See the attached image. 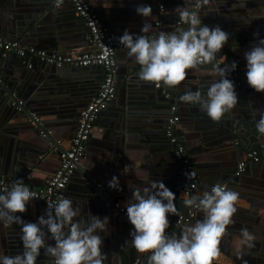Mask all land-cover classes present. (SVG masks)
<instances>
[{
  "label": "crops",
  "instance_id": "1",
  "mask_svg": "<svg viewBox=\"0 0 264 264\" xmlns=\"http://www.w3.org/2000/svg\"><path fill=\"white\" fill-rule=\"evenodd\" d=\"M193 1L90 0L89 2L96 9H101V11H96L100 14L102 21L112 30L123 34L127 29L133 35L141 34L140 29L144 22V18L136 13V7L139 4L150 5L152 15L146 19L152 25L147 35L152 37L153 35H158L161 31L168 33L175 31L178 27H187L186 25H175L178 15L174 9L177 6L192 8ZM55 2L56 0H0V38L4 36L1 39L15 40L8 39L13 37L8 34V31L14 27H22L26 31L36 30V33L39 34V43H30L31 39L17 38L16 40H20L23 45L38 46V48L56 52L52 48L57 44V52L64 54H76L94 50V44L90 43L88 39V31H85L86 28L82 24L83 22L79 21L72 4L64 2L58 8ZM160 4L165 5V10H160ZM200 16L203 24L209 27L219 25L223 30L230 33L228 46L225 44L223 47V52H226L223 53V56H226V60L225 62L221 61L220 66L223 67L224 63L227 62L231 64L236 57L241 58L239 75L242 84L241 81L238 82L241 84L240 90L237 87L236 79L234 80L231 74L228 76V79L234 83L239 102L234 109L225 113V116L219 121H213L206 112L201 110L199 105L185 103L179 99L188 90L196 91L200 89L206 93L207 86L214 80L219 79V77L215 76L211 65H203L187 70L188 74L185 80L177 86L169 87L161 82L162 86L166 87L163 90L166 95L164 97L155 87H151V82L142 81L139 77L136 81L130 82L131 74L129 68L131 59L127 54L128 51L118 50L117 61L119 66L126 70V73L122 74V88H124V91H121V82L118 80L116 102L110 103L109 107H112L117 112L121 107H127L130 100L133 101L132 105L134 107L131 109V119L129 116H124V119H122L121 113L110 116L107 121L108 126H103L102 131H98L99 134L96 135L94 133L93 138L91 137L94 145L90 153L93 158L103 157L98 169L107 170L105 173L101 172L105 176H99L97 179L98 183H107L113 176L119 178L121 191L108 186L110 193H106L107 196L115 197V199L110 201L109 210L111 203L114 201H121L126 206L127 201L132 197V188L144 187L153 180L162 181L175 194L180 191L183 192L180 161L176 158L172 146L167 142L166 133L163 132L165 118L168 116L173 104L179 106L180 110L178 109V112H180L181 116H184L183 121L175 128L181 132L179 134L183 138H186L187 143H185L187 144L188 155L205 179L204 182L199 184L201 190L197 194L202 195L213 182L207 181L205 176L211 178L215 173H225L230 176L231 172L234 175L238 160L240 162L247 158L244 154L242 155L241 148L232 144L234 135L245 133L252 140L251 144H255L253 142L258 141L261 144L264 142V137L258 138L255 127L256 120L260 118L256 110L264 111V93H258L248 85L245 74L247 61L244 56V53L252 47L258 38H264V0H218L217 3L209 4L207 8L202 10ZM157 22L159 23L157 24ZM27 24L30 26L27 27ZM256 32H259V37L254 36ZM22 40H25L28 44H25ZM136 64L139 66L140 72V65ZM8 65L6 62L1 63L0 78L10 74L14 76V82L19 83L21 79L15 76V72L20 67L12 64L8 68ZM91 69H93L91 70L92 72L86 73L82 70L84 77L79 78L80 81L78 80L77 83V85H81L78 88L80 92L84 88L85 92H94L95 89L89 90L88 87H91V85L97 86L102 82V70L96 66ZM23 71L27 73V70ZM22 79L30 81L29 86L34 83L37 89L42 83L41 80L33 81V78L30 80L29 76L22 77ZM73 84L76 83L73 82ZM126 84L130 85V87H126ZM170 92L172 95L175 94L173 96L175 102H172L173 98L170 97ZM17 99H23L25 105L26 101L23 96ZM32 108L29 110V112L31 111L30 116L32 112L37 113L35 109L37 107L33 106ZM12 119H14L13 116H6L4 112L0 113V125L3 123L7 124ZM42 123L44 127L53 131L52 135L58 133L57 144L67 142L70 133L57 131L56 125L45 123L43 120ZM110 129L114 134L111 138L106 137L109 135ZM240 136L243 140L244 136ZM116 142H118L117 145L108 148L107 144ZM33 144L34 142L24 135V130L21 128L18 129L17 133H14L13 130L11 134L0 130V164L3 162L10 163L7 172L9 174L14 172L13 175H15L14 177L11 175L5 177L24 180L40 187L45 185L47 180H49V176L53 175L58 168L59 160L56 156H50L47 159L40 156L36 161L35 157H33L35 154L28 150L33 147ZM45 146L47 147L46 144ZM52 146L53 144L49 145L50 148ZM20 154H24L23 160L19 159L21 158ZM93 158L87 160L86 166H83L84 175H86L85 173L88 175L96 173V168L94 167L96 161ZM115 159L116 161L121 159V162H116ZM15 160L28 163L36 161V164L26 169H23V167L22 171H19V167H16L19 165L13 164ZM253 165L252 163L248 166L249 173L241 177L239 181L223 179L224 181L219 184H226V188L228 186L227 189L239 194L235 204L237 211L233 215L236 216L237 226L243 224L244 220L249 219L247 222L249 227L244 228L248 229L254 236H264V188L254 185L256 181L254 176L260 170L263 172L264 166L260 168L257 165ZM109 168L113 170L112 173L110 170L108 171ZM110 175L112 176L110 177ZM79 177H75L73 181L68 183L65 192V195L69 193L75 201L78 200L77 196H75L77 188L85 185L82 184ZM106 197H103V199ZM33 204L34 206H28L27 211L23 214L31 215L33 218L36 217L38 219V217L43 215L37 214L40 201L37 200ZM169 216L173 215L169 214ZM199 216L203 217V213H200ZM195 223L192 222L190 224L194 225ZM20 227L19 225H13L8 228L4 227L3 230L1 227L0 247L2 246V237H5V239L9 237L7 241L10 242H7V248L11 251L13 249L12 246L15 244L22 246ZM119 230L115 235L116 238H120ZM124 235L125 232L121 234V238H129V232ZM249 253L245 252L244 255L239 256V259L233 255H228L227 259L221 258L216 261L212 259L211 264H260L257 260L258 256L255 253L252 255ZM246 254L251 256L250 260L248 256H246V260L244 259ZM123 264H128V261Z\"/></svg>",
  "mask_w": 264,
  "mask_h": 264
},
{
  "label": "clouds",
  "instance_id": "2",
  "mask_svg": "<svg viewBox=\"0 0 264 264\" xmlns=\"http://www.w3.org/2000/svg\"><path fill=\"white\" fill-rule=\"evenodd\" d=\"M62 3L63 0H56L58 8ZM209 4L210 0H195L194 8L177 6L174 11L187 27H178L170 33L161 31L152 37L147 35L152 25L146 19L152 15V8L139 4L135 11L144 18L141 34L133 35L126 29L119 42L129 50L128 56L134 57L140 65L139 79L155 83L157 87L161 82L165 86H177L185 80L187 70L211 65L219 79L207 86L206 93L200 89L188 90L179 99L199 105L213 121H219L239 102L234 83L228 79L238 62L224 63L223 67L216 62L230 33L219 25L209 27L202 23L200 9ZM254 36L259 37V32ZM244 56L248 85L264 93V38H258ZM221 60L224 62L226 56ZM256 111L260 118L255 127L260 138L264 137V111ZM186 175L191 179L195 174ZM108 186L122 190L117 176L112 177ZM36 198L39 197L23 180L0 190V224L21 226L23 247V251L14 256L0 255V264H37L41 249L45 256L54 258V264H104L106 253L102 250L104 241L99 233L107 234L109 217L101 219L91 214L87 220H77L80 213L73 208L72 200L62 197L58 203L48 202L46 214L37 222H26L17 213L26 212V206ZM238 198L237 192L218 183L202 195L185 199L184 206L201 211L203 219L194 225H183L176 235L167 233L169 214L179 215L176 194L157 180L132 188V197L126 203L128 220L134 226L130 231L131 245L138 253H149L147 264H211L219 255L218 246L227 226L234 223L232 217L237 211ZM241 235L244 244L254 247L255 237L248 229L242 228ZM49 240L54 243H48Z\"/></svg>",
  "mask_w": 264,
  "mask_h": 264
},
{
  "label": "water",
  "instance_id": "3",
  "mask_svg": "<svg viewBox=\"0 0 264 264\" xmlns=\"http://www.w3.org/2000/svg\"><path fill=\"white\" fill-rule=\"evenodd\" d=\"M90 1V0H89ZM65 2H70V1H65ZM218 0H210V4L212 3H217ZM195 0L193 1L194 5ZM71 4V2H70ZM92 4V3H91ZM209 5H205L202 6L200 9V12L202 10H204L205 8H207ZM96 9V7H95ZM74 10V8H73ZM97 11H101V9L97 8ZM79 21L83 22L82 24H84V27L86 28L85 31H88V27L86 25V22L78 17ZM179 20V17L176 18V22L175 25L176 26H182V25H177V21ZM30 25L27 24V27H29ZM184 27V26H183ZM36 30H28L26 31L24 28L22 27H14L12 29H10L8 31L9 35H12L13 37L8 38V39H31L30 43H39L38 40V36L39 34L36 33ZM172 32V31H170ZM168 32V33H170ZM23 35V36H22ZM1 38H4V36H2ZM238 40V38H236ZM25 44H28V42H25ZM231 41V40H230ZM19 42H21L19 40ZM227 45V44H226ZM228 46V45H227ZM38 47V46H37ZM55 47V48H54ZM56 46H53L52 50L57 51ZM60 47V46H59ZM126 51V50H125ZM5 50L0 49V55H1V63H8L9 65L7 66L8 68L10 66L13 65H18L20 68L19 70H17L15 72V76H18V78H20V82L16 83L14 82V76L9 75H5L1 78V84H0V113L4 112L6 116H13L14 119H12L9 123L7 124H1L0 125V130L5 132V133H10L13 132L17 133L18 129H23L24 130V135L29 138L31 141L34 142V144L32 145V148H29L28 150L32 153H34L35 155L33 157H35L36 161L40 158V156H43V158L45 157V159H47L50 156H56L59 160V165H60V154L61 151L65 148H68L72 137L74 136V133L76 131L77 125H78V118L80 115L81 110L90 102V100L96 95L100 84H98L97 86L95 85H91V87H88L89 90L91 89H95L94 92H85V88L84 90H82L80 92V88L81 85H77L79 78H83V71L86 72H92L91 69L92 67H97L100 68L102 70V80L104 78V69L101 66H97V65H92V66H77V65H69V64H62V65H57L55 62H47V61H41L39 58L37 57H22L17 55L16 53H8L7 56H5ZM223 49L221 50V52L218 54V59L220 61L221 58L223 57ZM7 57V58H6ZM131 59V66H130V74H131V79L130 82L135 80L138 78V73H139V66L136 64V61L134 59V57H130ZM225 62V61H224ZM234 62V60H233ZM0 63V66H1ZM216 63V62H215ZM11 64V65H10ZM227 64H229L227 62ZM31 65V66H29ZM18 69V68H17ZM27 70V73H24L26 71L23 70ZM83 70V71H82ZM2 71V69L0 68V72ZM126 70L122 67L119 66V63L117 62V74H118V80L119 82H121L120 88H122V81H123V76L122 74H125ZM13 75V74H12ZM25 76H29L30 80L33 81H37V80H41L42 83L39 87V89L36 88V85L34 83H32L29 86V82L28 80H23L22 77ZM244 78V77H243ZM235 80V79H234ZM80 81V80H79ZM237 83V87L240 90V86L242 84L241 79L239 78L235 80ZM241 81V84H239L238 82ZM73 82H75L76 84H73ZM126 82V81H125ZM23 83V84H21ZM126 87H130V85L126 84ZM151 87H155L157 89V91L161 92V94H163L164 97H166L165 93L163 92L164 89H166V87L161 86L160 87H156L155 83L151 82ZM83 88V87H82ZM121 91H124V88L121 89ZM53 94H55V96H53ZM171 96L173 98V96H175V94L172 95V93L170 92ZM23 96L25 98V105L21 106L20 108H17L16 106L13 105V101H16L18 97ZM117 97V95H116ZM120 97V95H119ZM170 97H168L170 99ZM171 98V99H172ZM116 99H114L112 103H115ZM172 102H175L174 98L172 100ZM133 101H129L128 106L127 107H121L117 112L115 110H113V108L108 107L107 109L103 110L100 114L99 117L97 119V124L95 125L93 134H92V138L94 136V133L97 135L99 134L98 131H102L103 126L107 125V121L109 119L110 116L114 115V114H120L121 118L124 119V116H129V118L131 119V109L132 107H134V105H132ZM177 103V102H176ZM174 105V104H173ZM178 105V104H177ZM37 107L35 108L37 110V113L41 116L42 120L45 123H50L52 125H56V129L57 131H64V133L68 132L70 133L69 138H67V142L66 143H58L57 144V134H53V135H48V136H41L39 131L41 129V127L43 125H35L32 120H31V116H30V109H33L32 107ZM170 108V105H169ZM178 109L180 110L179 106H177V112ZM180 112H178L179 114ZM172 112H171V108L169 111L168 116L165 118L164 121V128H163V132L165 133V127L167 125L168 119L170 118ZM180 115V114H179ZM225 116V115H224ZM230 116V114H229ZM184 116L180 115V120L179 122L176 124V127L178 126L179 123H181L183 121ZM128 121V120H127ZM108 126V125H107ZM176 132L179 134L181 133L180 131H178L177 128H175ZM115 131V130H114ZM237 134H239L237 132ZM114 134L112 133L111 129L109 132V135H107L106 137H112ZM242 135V137L244 136L243 140L240 138ZM240 135H234L233 136V142L232 144L237 145V147L241 148V153L242 155L244 154L245 157H247V153L249 151H258V153L260 154V160L259 161H254V160H248V164L245 166L244 170H242L241 172L237 173V164L239 162H237L236 164V168L234 169V175L227 176L225 173H215L211 178H208L207 176L206 179L207 181H213L211 186L206 190V191H210L211 187L221 183L222 181H224L225 179H232L235 181H239L241 177H243L244 175H247L249 173L248 171V166L250 164H254L259 166L260 168H262L264 166V142H262V144L260 143V141L258 142H253L255 144H251V139L245 134L242 133ZM35 138H32V137ZM37 138V139H36ZM92 138L88 141L87 144V149H86V154L85 157L82 161V164L79 165L70 182L73 181L75 179V177H79L81 179L82 186H79V188H77V193H75V196H77L78 200L75 201L72 196L68 193L65 195V192L67 190H64V196L67 198H70L73 202V207L75 210L79 211L80 215L78 216V218L76 217L75 219L79 220V219H84L87 220L90 215H96L99 216L101 219H103L105 216L109 217V224H108V232L107 234L104 232H100L99 234L103 237V246H102V250L104 253H106V259L104 261V264H123L124 262L128 261V264H147V260H148V253H138L135 248L132 247L131 245V237H130V231L133 230V225H131V223L128 220V217L123 215L122 213H119L118 215H115L114 212L112 210H109V204L110 201L115 199L114 196L111 197V195H109L110 197L107 196V194L110 193V191L108 190V182L102 184L101 187L97 186L98 183V177L104 175L101 172L107 171V170H99V163H101L103 160V157H99L98 159L95 157H91L90 153L91 150L93 149V143H92ZM185 142L186 141V138ZM245 141V142H244ZM167 142H169V144L172 146L173 148V152H174V145L172 143H170L169 139L167 138ZM237 143V144H236ZM45 144L47 145V147L45 146ZM53 144L52 148L49 147V145ZM118 142L113 143V144H107L108 148L112 147L113 145H117ZM106 146V147H107ZM187 146V144H186ZM122 149V147H121ZM104 152V151H102ZM188 153V150H187ZM175 154V153H174ZM21 158H19L20 160H23V156L24 154H20ZM244 157V158H245ZM95 159V165L94 167L96 168V173H92L90 175H88L87 173H85L86 175H84V170H83V166H86V161L89 159ZM36 161L33 163H28V162H22V161H18L15 160L13 162V164L19 165L16 167H19V171H22L23 169L26 168H30L32 165L36 164ZM116 161V159H115ZM252 161V163H251ZM116 162H121V159L116 161ZM263 164H262V163ZM261 163V164H260ZM58 165V167H59ZM195 167L197 168L196 164L194 163ZM253 165V166H254ZM10 163L7 162H3L0 164V175L3 176H7V175H11L12 177H14L15 175L14 172L12 174H9L8 169H9ZM57 170V169H56ZM55 170V171H56ZM110 170V172L112 173V169H108V171ZM198 170V168H197ZM26 171V170H25ZM54 171V172H55ZM199 172V171H198ZM180 174H182L181 172V164H180ZM200 184L202 182L205 181V179L202 177V175L200 174ZM206 175V174H205ZM105 176V175H104ZM112 175H110L111 177ZM52 177V175L49 176V179ZM256 181L254 182V185L256 187L260 186L264 188V170L262 172V170L257 172V175L254 176ZM87 179L88 181H90V184H87ZM222 179V180H221ZM224 179V180H223ZM182 182V180H181ZM48 183H45V185ZM44 185V186H45ZM228 188V186H227ZM201 190L200 186L195 189L192 193L190 194H184L182 191L178 192L176 194V206L178 208L179 211V215L181 214H187L189 212V210L191 209V207H185L183 204V201L187 198H190L192 195H196L198 193V191ZM107 193V194H106ZM107 196V197H106ZM103 197H106L105 199H103ZM37 201V200H35ZM35 201H30L29 204L26 206L28 208V206H34L33 202ZM39 201V200H38ZM116 202V201H114ZM121 202V201H120ZM112 204V203H111ZM38 206V205H37ZM38 213L37 214H46V211L43 208V203L40 201V206L38 207ZM200 213H202L201 211H199L197 209V215L196 217L189 223H185V224H177V218L179 215H173V216H169V221H170V228L167 229V233L168 234H176L179 235V233L181 232L182 226L186 225V224H190V223H195L198 220H202L203 217L199 216ZM17 215H20L22 217L23 220H25L26 222H37L38 219L33 218L31 215H27V214H23L21 215V213H17ZM39 218V217H38ZM234 223L229 224L226 228V234L223 236V238L220 241L219 244V255L218 257L214 258L213 260H220L221 258H225L227 259L228 255L230 256H236L239 259V256L244 255L245 252H250L249 254H256L258 257V261L260 262V264H264V236L263 235H257L254 236L255 239L254 241H252V243L254 244V247H248L246 244H244L243 242V237L241 235V229L244 227H249V224H247V222L249 221V219L244 220L242 219L243 224L238 225L236 224V216L232 217ZM2 227V230L4 228V226L1 224L0 225V229ZM260 229L261 226L259 225ZM8 228V227H7ZM120 229V230H119ZM46 230V229H45ZM119 230L118 233H120V238H116L115 235L117 233V231ZM125 232H129V238L124 237L121 238V234ZM264 232V231H263ZM124 235V236H125ZM9 237H7V239H5V237H2V246L0 247V254L1 255H9V256H14L20 252L23 251V247L22 246H17L16 244L12 246V251L10 249L7 248V241ZM127 241V243H125ZM48 243H53V241L49 240ZM239 249V252L237 251ZM10 251V252H9ZM13 254V255H12ZM246 256L250 257L248 254H246L244 256V259L246 260ZM53 260L54 258L52 257H47L44 255V250L41 249V255L37 258V264H53ZM241 260V259H240Z\"/></svg>",
  "mask_w": 264,
  "mask_h": 264
},
{
  "label": "built area",
  "instance_id": "4",
  "mask_svg": "<svg viewBox=\"0 0 264 264\" xmlns=\"http://www.w3.org/2000/svg\"><path fill=\"white\" fill-rule=\"evenodd\" d=\"M65 1H70L76 15L86 22L89 29L88 39L90 43L94 44V50L83 51L76 54H64L57 51L50 52L33 45H23L19 40H4L0 38V49L5 50V55L13 52L22 57H37L41 61L55 62L59 66L62 64L77 66L97 65L104 69V78L99 89L96 95L81 110L78 118V125L71 143L68 148L61 151L60 165L48 180V183L45 186L39 187L23 180V182L29 186L30 190L36 193L37 197H39L34 200L41 201L45 211L48 202L58 203L60 198L64 197V190L70 182L76 168L82 164L86 154L88 141L92 137L99 114L109 107L110 103L116 98L118 92L117 52L118 50L129 51L119 42V37L123 34L118 33L107 26L102 21V18L96 11L95 7H93L88 0H63V3ZM194 6L195 3L192 8H194ZM160 10H165L164 4H160ZM158 23L159 22H157V24ZM177 24L182 25L180 20L177 21ZM234 61L238 62L237 68L230 74L234 79H238L240 78L239 70L241 58L236 57ZM216 62L219 64L221 63L218 58ZM13 105L20 108L24 105V100L17 99L16 101H13ZM171 112L172 114L168 119L165 133L170 143L174 145L175 156L181 164L183 178L182 190L184 194H190L198 188L200 184V176L192 159L187 153V146L184 138L175 130L176 124L180 120V115L177 112V106L175 104L171 106ZM31 120L35 125H43L41 117L36 112L31 113ZM52 132L51 129L44 126H42L39 131L40 135L44 137L52 135ZM248 160L259 161L260 154L258 151L254 150L247 153V158L238 163L237 173L244 170ZM186 173H194L195 175L191 179H188ZM20 181L21 180L7 178L0 175V190L6 187L10 188L12 184ZM89 183L90 181H87V184ZM221 185L226 186V184ZM97 186L101 187L102 184L98 183ZM110 210H112L115 215L122 213L127 216L126 206L119 201L113 202L110 205ZM196 215L197 209L192 207L187 214H181L178 216L177 224L181 225L191 222Z\"/></svg>",
  "mask_w": 264,
  "mask_h": 264
}]
</instances>
